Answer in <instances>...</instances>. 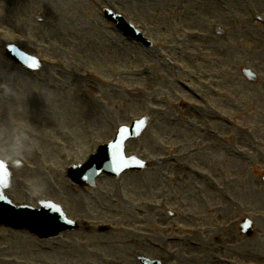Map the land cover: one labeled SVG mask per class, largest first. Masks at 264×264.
I'll list each match as a JSON object with an SVG mask.
<instances>
[{"label":"rangeland","instance_id":"374dc122","mask_svg":"<svg viewBox=\"0 0 264 264\" xmlns=\"http://www.w3.org/2000/svg\"><path fill=\"white\" fill-rule=\"evenodd\" d=\"M20 1L23 5L19 4ZM53 1L18 0L17 6L16 0H11V5L6 0H0V27L5 29V42L14 43L28 54L37 56L45 66V71L35 75L23 72L20 77L17 74L14 77L11 73L14 84L13 80L7 81V86L11 89L6 91L5 105L19 103L18 111H9L14 127L12 130L8 128L6 135L11 142L16 141L12 143L16 150L36 154V157L27 159V166L37 164L38 178H42L45 183L49 181L50 188L53 189L49 199L68 207L63 195L56 193L55 198L54 186L63 192L66 167L84 161L96 144L111 140L117 126L129 125L132 120L150 114L154 119L153 125L142 139L128 144L126 153L158 162V156L163 153L164 140L176 134L180 119H187V110L180 111L169 82L166 81L167 85L163 84L162 76L174 73L173 69L167 67L165 75L159 66L161 63L165 66L162 58L165 59L166 55L163 54L161 58L158 50H147L128 42L103 20L104 8L121 14L129 23L140 28L155 42V48L158 49L161 40L174 43L180 37L189 48L195 42L190 40L187 32L193 29L201 30L202 32L196 31L199 35L211 33L217 38H222L227 33L230 48H223L225 60H222L223 55L218 57L215 52V57L218 58L214 59V64L210 61L206 65L201 60L205 66L198 64L197 69L222 72L223 67L228 66L232 73L229 88L232 92L243 95L244 103L231 99L232 109H223L234 120H238L241 127L247 129L244 132L245 142L256 141L259 137V146H264V89H261L264 87V37L256 33V26L259 24L255 21L257 16H264V0H70V3L55 0L56 5H51ZM224 19H228L227 25ZM64 23L75 25L82 29V33L76 36L80 30H66L62 25ZM260 28L264 31V26ZM2 43L0 40V63H3ZM115 43L117 46L113 47L111 44ZM214 44L224 46L219 41ZM51 61L58 63L54 76L50 75ZM151 64L160 74L157 73V78L152 77L156 85L151 87L152 93L149 95L145 88L146 78L141 72L150 69ZM185 65L189 67L190 63ZM244 67L258 76L256 83L241 80L239 76ZM5 68L9 69V66L3 63L0 69ZM113 70L117 82L114 88L97 86L98 94L82 89L83 83L87 85L90 82L86 79L87 74L94 73L107 80L106 78L113 77ZM172 81V84L186 81L192 87L190 77L181 75L179 79L174 78ZM158 98L164 104L160 108ZM233 108L239 110L235 111ZM196 114V127L206 131L208 117L199 112ZM168 119H171V125L166 124L165 120ZM254 124L260 127H254ZM227 132L219 130L218 133ZM194 135H200L196 129ZM170 141L176 144L179 139L170 138ZM219 154L223 157L222 153ZM214 156L217 157L215 154ZM240 160H246V163L240 166ZM254 160L247 157L229 160L234 161L235 165L229 174L242 177L244 168L246 167L247 172ZM260 161L264 169V157ZM255 171L258 174L254 175L262 174V171ZM249 178L247 173L242 180L249 184L252 182ZM143 182L142 177L139 184ZM36 188L42 192L40 184ZM239 194L242 192L236 196ZM5 238L7 237L1 232L0 239ZM62 238L58 241V247H62ZM15 241L17 252L22 253L24 263H50V253L42 252L43 247L50 250V242L39 243L25 233L15 235ZM4 243L1 246L7 247L8 244ZM106 252L111 253V250L103 248L104 255ZM0 257L2 262L11 260L5 254ZM11 258L10 262L17 261Z\"/></svg>","mask_w":264,"mask_h":264},{"label":"water","instance_id":"95a60500","mask_svg":"<svg viewBox=\"0 0 264 264\" xmlns=\"http://www.w3.org/2000/svg\"><path fill=\"white\" fill-rule=\"evenodd\" d=\"M119 159V154L117 152V146H111L109 148H107L106 150H103L101 155H100V168L109 166V164L116 162ZM112 166V165H111ZM29 227H32V230L36 231L37 228L33 227L32 225H29ZM48 228H50V223L45 225V230H47Z\"/></svg>","mask_w":264,"mask_h":264},{"label":"bare ground","instance_id":"6f19581e","mask_svg":"<svg viewBox=\"0 0 264 264\" xmlns=\"http://www.w3.org/2000/svg\"><path fill=\"white\" fill-rule=\"evenodd\" d=\"M211 39H212V40H215V39H213L212 37H211Z\"/></svg>","mask_w":264,"mask_h":264}]
</instances>
